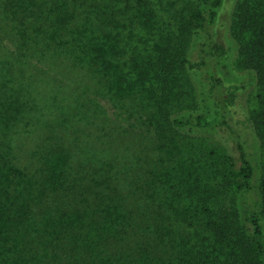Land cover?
I'll return each instance as SVG.
<instances>
[{
    "label": "trees",
    "instance_id": "1",
    "mask_svg": "<svg viewBox=\"0 0 264 264\" xmlns=\"http://www.w3.org/2000/svg\"><path fill=\"white\" fill-rule=\"evenodd\" d=\"M182 2L178 10L181 37L203 39L200 65L212 81L213 91L201 113L196 116L191 113L185 118L173 115L164 106L167 104L164 95L168 94L170 83L180 75L188 58L184 50L177 47H159L154 52L146 46L145 53L141 54L144 61L137 66L142 75L139 82L145 91L155 96L162 91L157 104L159 111L154 110L150 118L156 119L159 132L166 127L178 133L222 127L234 139L240 156L237 160L234 155H228L227 179L223 186L227 191L248 194L251 212L244 215L240 208L225 216L223 206L212 208L208 195L212 184L198 177L197 168L198 176L180 171L170 173L168 169L163 173L166 166L161 156L127 157L122 147L106 154L114 148L115 133L119 138L125 132L109 127L110 123L101 118L84 116L79 111L83 101L80 93L76 95L77 91L39 89L40 96L32 92L31 86L40 88L42 85V79L29 70L28 63L32 60L38 63L55 60L61 65L62 59H68L65 65L72 71L78 67L98 70L100 65L106 68L117 65L112 60L121 61L130 52L119 44L113 46L112 57L102 53L97 58L92 54V42H59L62 35L66 39L75 35L69 28L78 22L83 24L78 29L85 36L87 29L103 21L100 8L105 14L106 9L115 10L108 21L116 25L115 13L122 11L117 5L101 0H0V23L7 21L6 27L0 28L4 34L0 52H5L0 58V264H9L4 256L5 245L8 253L14 249L24 257L30 247L20 246V237L24 234L30 238L29 244L40 242L46 245L47 251L60 253L62 259L73 264H118L116 256L119 254L121 264H138L141 259L146 261V256L156 260L158 253L153 251V246L168 240L174 243L171 237L178 233L173 227L176 221L173 211L177 206L172 199L165 201V185L175 191L174 198L185 207L184 211H190L198 201L197 213L223 219V222L208 221L217 230L231 219L243 250L237 264H264V173L257 187L256 167L248 156L221 77L230 55L224 64L221 60L217 66L219 58L213 52L215 26L224 0ZM9 29L15 36L9 34ZM231 40L235 45L230 49L239 53V66L258 79L259 104L251 112L250 123L264 141V0L237 2ZM5 43L10 44V48ZM97 44L100 46L101 42ZM129 46L132 48L131 44ZM132 72L128 71L123 80ZM100 75L94 78L101 89L110 79L103 80ZM147 85L151 86L150 90ZM61 101L68 102L67 107ZM213 103L218 110L217 117L212 112ZM154 107L155 104L142 106L151 111ZM50 110L51 113L59 111L60 116L51 115ZM214 117L216 121L212 123L210 119ZM97 126L106 134L97 135ZM110 131L115 132L110 134ZM156 161H159V170L154 171L149 165ZM3 201L10 204L12 211L8 205L3 207ZM150 221H153L152 226ZM27 228L33 231L24 233ZM140 253H143L142 258Z\"/></svg>",
    "mask_w": 264,
    "mask_h": 264
},
{
    "label": "rangeland",
    "instance_id": "2",
    "mask_svg": "<svg viewBox=\"0 0 264 264\" xmlns=\"http://www.w3.org/2000/svg\"><path fill=\"white\" fill-rule=\"evenodd\" d=\"M101 1L110 3L112 6L117 5V8L122 10L115 13L118 18L115 22L116 25L109 24L108 21L115 10L110 11L105 8L107 12L105 14L103 13L104 9L100 8L99 12L103 17V21L99 20L93 27L87 29L85 36L78 29L83 27V24L78 22L75 26L71 24L69 28V30L75 32V35L68 39L62 35L59 42H92V54H96L95 57L97 58L102 53L112 57L115 54L113 46L119 44L130 50V52L126 53L121 61L112 60L117 65L108 68H106V65H100L98 70L95 67L83 70L78 67L72 71L69 66L65 65L68 59H62L61 65L56 63L55 60L46 59L39 63L32 60L28 63L29 70L37 78L42 79L40 88L39 86H31L32 92L34 91L35 95L40 96L41 94H38L40 93L39 89L45 92L55 91L56 89L68 93L77 91L76 95L80 93L83 101V107L79 111L84 116L91 115L95 119L101 118L110 123L109 127L113 126L125 132L119 138L116 137L115 133L113 137L115 140L114 148L107 150L106 154L113 150L116 152L118 147H122L127 157H136L141 154L144 157L148 156L153 159V157L158 158L161 156L166 166L162 169L163 173H167L168 169L170 173L180 171L198 176L195 173V168H197L199 170L198 177L212 184V189L208 192L211 200L209 204L212 208L218 209L223 206L226 209L223 213L225 216H229L232 210L235 211L241 208L242 213L247 215L251 212V202L248 194L245 192L237 193L231 189L227 191L223 186L224 181L227 179L228 155H234L237 160L240 158L234 139L222 127L218 126L217 128L198 129L193 133H178L175 130L171 131L169 127L161 128L163 132H159L156 129V119L150 118V116L154 110L159 111L157 104L162 98V91H159L155 96L151 92L145 91V87L139 82L142 75L137 66L144 61L141 54L145 53L146 46L154 52L159 50V47H177L184 50V56L188 58V62L180 71V75L175 77L173 83H170L171 89L168 90L167 95H164L167 101L164 106L170 109L173 115L185 118L191 113L194 116L201 113L209 103L208 95L213 91V87L212 81L200 65L203 60V39L196 40L193 36L181 37L180 24L182 21L178 10L183 5L182 0ZM238 1L224 0L215 26L213 52L219 58L216 62L217 66L220 65L221 60L224 64L227 55H230L227 61V69L223 70V72H226H222L221 77L224 78L228 102L232 105L235 113V121L239 125L247 145L248 156L256 167L255 181L258 187L261 175L264 173V141L253 129L250 117L252 110L259 104L258 95L261 90L256 75L239 66L238 51L230 49L235 45L231 40L232 23ZM2 25L6 27L7 21L0 23V28H2ZM9 32L10 35L15 36L11 29H9ZM3 35L0 29V42H4L1 39ZM97 42H101V45L99 46ZM102 42L109 43L103 45ZM6 45L9 47L10 44ZM135 46H137V49ZM2 53L5 55V52H0V58H3ZM121 64H123V67H118ZM130 70H133V72L125 76L123 80L124 75ZM100 73L103 80L110 79V83L101 89L94 78V75L98 76ZM1 74L2 69L0 68ZM86 74L87 76H85ZM10 75L15 82L13 74L10 73ZM146 87H149V90L151 88L150 85ZM61 103L64 104V107H67L68 102L61 101ZM153 104H155V107L152 111L142 108V106L149 107ZM49 112L51 115L54 114L55 117L60 116L59 111L51 113L50 110ZM212 112L217 117L218 110L214 103L212 104ZM216 117L210 119V121L214 123ZM159 121L164 123L161 119ZM38 128L39 126L36 129ZM100 130V127L97 126L95 129L97 135L106 134L101 133ZM114 132L110 131L109 133L113 134ZM173 132H177L175 136L165 139ZM158 163L159 161L151 163L149 168L154 171L159 170ZM7 186L8 184H6ZM165 188V201H171L172 199L177 206L173 211L176 220L173 227L178 233L171 237L174 243L171 244L168 240L167 243L164 242L163 244L160 241L161 245L153 246V251L158 253L156 260L153 257L148 258L146 256L147 260L143 261L141 259L138 264H237L241 260L243 250L237 241L238 238L234 229L236 226L231 222V219H228L226 223H222L221 230H217L215 226L208 224V221L223 222V219L215 215L209 216L204 213H197L195 206L199 204L198 201H195L190 211H184L185 207L179 205L176 202L177 198H174L175 191L169 185H165ZM202 190V193H204V188ZM2 203L3 207L8 205L9 210L12 211L13 208L10 207L8 202L3 201ZM152 222H149L151 226ZM24 231V233H27L29 230L27 228ZM32 231H29V233ZM167 239L168 236L165 237V241ZM94 240L96 243L98 242V240ZM29 243L30 238L28 236L24 234L20 237L21 247L26 248L30 245L24 252V257H20L14 249L11 253H8L7 247L3 243L5 245L4 256L9 264H73L66 262V258L62 259L60 253L55 255L53 250L47 251L46 245L40 244V242ZM142 254L140 253L141 258ZM116 258L118 264H121L120 254Z\"/></svg>",
    "mask_w": 264,
    "mask_h": 264
}]
</instances>
